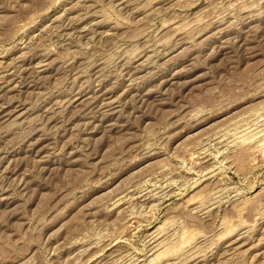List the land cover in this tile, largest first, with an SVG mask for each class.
<instances>
[{
	"label": "rangeland",
	"instance_id": "374dc122",
	"mask_svg": "<svg viewBox=\"0 0 264 264\" xmlns=\"http://www.w3.org/2000/svg\"><path fill=\"white\" fill-rule=\"evenodd\" d=\"M0 264H264V0H0Z\"/></svg>",
	"mask_w": 264,
	"mask_h": 264
}]
</instances>
